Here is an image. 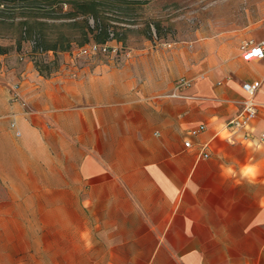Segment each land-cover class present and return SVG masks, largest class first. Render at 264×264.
Instances as JSON below:
<instances>
[{
  "label": "crops",
  "instance_id": "crops-1",
  "mask_svg": "<svg viewBox=\"0 0 264 264\" xmlns=\"http://www.w3.org/2000/svg\"><path fill=\"white\" fill-rule=\"evenodd\" d=\"M261 37L43 67L18 60L20 38L0 43V183L38 216L36 264H264V59L240 52ZM244 82H259L257 117L230 131Z\"/></svg>",
  "mask_w": 264,
  "mask_h": 264
},
{
  "label": "rangeland",
  "instance_id": "rangeland-1",
  "mask_svg": "<svg viewBox=\"0 0 264 264\" xmlns=\"http://www.w3.org/2000/svg\"><path fill=\"white\" fill-rule=\"evenodd\" d=\"M95 4L101 22L110 25L113 40L109 45L116 49L114 53L91 48L93 33L87 34L88 42L80 45L84 37L77 29L63 25L64 19L49 21L54 26L44 29L46 44L56 43L57 48H66V52L71 51L70 57H78L81 49L88 48V53L82 56L106 58L113 54L115 58L131 49L193 41L218 29L250 27L253 32L264 34V0H95ZM66 10L62 8L63 12ZM5 14L0 21V43L8 45L13 38L22 37L17 23L23 18L13 17L10 12ZM88 23L94 26L92 18H88ZM31 41L22 40L18 60L38 67L50 64L55 52L34 48ZM7 186L0 183V264H36L38 216L23 214L25 209L20 205L24 200L15 198L22 192L9 190Z\"/></svg>",
  "mask_w": 264,
  "mask_h": 264
},
{
  "label": "trees",
  "instance_id": "trees-1",
  "mask_svg": "<svg viewBox=\"0 0 264 264\" xmlns=\"http://www.w3.org/2000/svg\"><path fill=\"white\" fill-rule=\"evenodd\" d=\"M63 7L67 8L65 12L62 11ZM7 12L13 17L23 18L17 23L22 35L20 40H32L35 37V46L41 47L43 51H66V48H57L56 43L46 44L44 29L54 26L49 21L56 19H64L66 22L63 25L78 30L84 37L80 45L87 43L86 35L92 33L94 44H105L113 39L108 29L110 25L100 20L95 0H0V21ZM88 18L93 19V27L88 23Z\"/></svg>",
  "mask_w": 264,
  "mask_h": 264
},
{
  "label": "built area",
  "instance_id": "built-area-1",
  "mask_svg": "<svg viewBox=\"0 0 264 264\" xmlns=\"http://www.w3.org/2000/svg\"><path fill=\"white\" fill-rule=\"evenodd\" d=\"M112 34H110V37L112 38ZM111 39L110 41H112ZM109 41V42H110ZM33 43V47L36 48L35 44L36 42L32 39L31 41ZM109 42L105 44H91L90 47L93 49H98L102 51L103 53L112 52L114 53L116 49L109 45ZM88 48H83L80 50L79 54L85 55L88 53ZM40 52H43L41 49H39ZM240 52L242 59L245 61H250L253 59H264V40L254 43L252 41H243L240 45ZM191 81L187 80L185 78H180L176 81L175 87L177 89L181 87H187L190 86ZM241 88L243 92L245 93V97L242 100L241 104V110L238 113L237 116L230 119L226 123V128L230 131H242L247 132L251 129L253 122L255 121L258 113V104L255 101V95L257 93V90L259 88V82H244L241 85ZM192 130L191 135H196L199 130ZM185 147H190L189 142L184 143Z\"/></svg>",
  "mask_w": 264,
  "mask_h": 264
}]
</instances>
